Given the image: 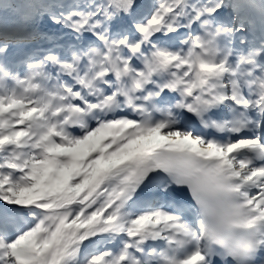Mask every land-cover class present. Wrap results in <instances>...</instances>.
I'll list each match as a JSON object with an SVG mask.
<instances>
[{
    "label": "snow or ice",
    "instance_id": "obj_1",
    "mask_svg": "<svg viewBox=\"0 0 264 264\" xmlns=\"http://www.w3.org/2000/svg\"><path fill=\"white\" fill-rule=\"evenodd\" d=\"M0 264H264V0H0Z\"/></svg>",
    "mask_w": 264,
    "mask_h": 264
}]
</instances>
